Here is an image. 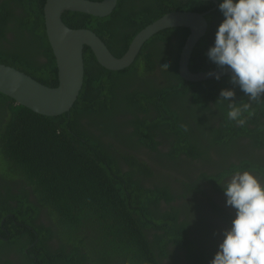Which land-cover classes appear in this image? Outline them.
<instances>
[{"label": "trees", "instance_id": "obj_1", "mask_svg": "<svg viewBox=\"0 0 264 264\" xmlns=\"http://www.w3.org/2000/svg\"><path fill=\"white\" fill-rule=\"evenodd\" d=\"M193 1L201 3L202 8L207 6L202 0ZM31 2H34L38 25H25L23 28L30 31V35L26 38L18 33L15 48L5 46L3 40H0V62L17 67L46 84L55 85L57 69L43 25V0H25V4ZM124 3L125 0H118L114 11L105 17L69 11L64 13L63 19L73 28L93 29L105 40L110 50L120 56L132 39L129 36L135 35L163 14L179 9L176 5L168 8L155 5L157 8H153L150 13L142 14L134 11L131 6L127 7L125 12L120 11ZM196 9L204 11L201 8L192 10ZM219 12L218 9L216 14ZM75 16L78 18H73ZM125 18L127 21L139 23L120 25L117 22ZM209 23V34L215 37L218 26L213 24V21L209 20ZM169 30L188 32V29L178 27L158 32L145 43L135 63L124 70H110L101 66L91 49L86 47L84 84L69 112L56 116L43 115L17 104L14 99L0 92V196H4V188L6 193L9 191L8 199L19 197L20 193L12 191L11 183L18 184L17 180L23 179L33 185L40 202L52 210L48 211V215L52 217L56 230L44 223L37 224L33 221L37 218V213L29 220L41 235L38 244L42 248L38 254L41 258L40 264H159L158 254L153 253V246L160 245L163 249L168 235L173 240L183 239L184 223L187 222L179 224L177 212L171 211L174 207L166 211L161 210L158 202L160 189L142 185V175L147 172V168H143V171L136 170L138 165L135 157H125L128 169L121 168L120 158L116 153L117 147L109 139L115 128H121L113 122L116 114L112 115L113 110L129 111V108L136 106L131 112L139 111V106L146 101L157 103L163 102L164 96L182 95L183 91L178 87L185 86L189 90L194 88L196 92L193 91V99L198 101L201 100L197 92L205 87L211 88L213 93L222 87H234L230 76H224L220 80L188 82V87L179 72L174 69V82L170 79L165 85L153 87L151 92L140 91L138 88L131 90L132 84L128 81L145 72L141 61L145 49L149 48V44L154 40H163ZM21 37L25 39L22 40ZM121 37L128 38L124 50L120 48ZM1 38L5 39L3 25H0ZM123 43L125 45V41ZM206 43L201 41L198 44L196 56L199 54V58L196 62H193L192 58L190 62L193 67L205 59L211 62L207 56L208 51L204 59L200 57ZM39 53L47 58L45 66L35 58ZM49 64H52V69H56V72L52 71L53 76L46 71V68H50ZM43 66L45 71L42 70ZM118 88L124 90L121 100L116 95ZM159 94L160 99L157 97ZM242 103L247 104L249 100L243 99ZM253 106L244 113L246 123L239 126L240 132L235 130L234 124L228 122L223 123L220 131L225 132V137L231 138L241 133L254 139L255 146L264 148V103L261 105L262 116L257 118L255 114L258 104ZM251 116L254 118L251 119ZM140 118L134 123L133 133L139 136L141 142L150 146L152 142H148L149 121ZM85 119H88L90 124L87 122L89 127L84 128ZM99 123L102 124L100 130L109 139L108 143L96 137ZM253 159L244 158L242 165L234 164L233 167L256 169L264 176V160L256 156ZM85 184L86 187H80ZM25 205L34 206L27 200ZM89 207L92 208V215L86 222V227L88 226L92 235L82 238L77 231L81 230L83 225L77 226V223L81 213ZM6 208L14 210L11 203L7 204ZM35 210L39 212L38 208ZM151 228L158 231L152 243L147 236ZM163 231H166L165 235ZM57 236L59 248L47 242ZM27 240L23 246L33 241L32 237ZM67 245L71 246L70 252ZM115 250H118L116 257L112 255ZM28 259L31 264H37L36 260Z\"/></svg>", "mask_w": 264, "mask_h": 264}, {"label": "flooded vegetation", "instance_id": "obj_2", "mask_svg": "<svg viewBox=\"0 0 264 264\" xmlns=\"http://www.w3.org/2000/svg\"><path fill=\"white\" fill-rule=\"evenodd\" d=\"M202 1L204 5H207L204 6L205 8L200 7L202 4L195 3L193 0H125L120 11L125 12L126 8L131 6L138 13H150L153 8H157L155 5H161L163 8L176 5L179 7L177 10L203 9L204 11L201 12H206L208 25L206 33L198 41L191 55L193 62H196L199 58V54L196 56L198 44L201 41L207 42L200 55L203 59L208 49L214 44L215 37H211L209 34L211 32L209 20L219 26L224 18L223 15L219 14L221 12L216 14L220 0ZM45 3L46 0H43V18ZM33 5L34 2L25 4V0H0V25H3L5 36V39L1 38L0 40H3L5 46L15 48L18 33L26 38L30 35V31L23 27L25 25H38V16L35 14ZM142 6L143 8H141ZM194 11H199V9ZM73 18H78V16ZM117 22L120 25H137L139 23L138 21H127V18ZM43 25L45 26V18ZM178 28L188 29L186 27ZM189 34V29L188 32L169 30L163 40L157 39L150 43L149 48L145 49V54L141 56L145 72L128 81L132 84L130 89L138 88L140 91L151 92L153 87L165 85L170 79L174 82V69L180 74L179 61ZM133 35L129 37L133 39L135 36ZM127 37H121L120 48L123 50L128 41ZM21 38L22 40L25 39ZM123 41H125V45ZM129 45L130 43L128 47ZM193 53H195L194 56ZM35 58L45 66L46 57L39 53ZM44 66L42 70L45 71ZM49 66L50 68H46V71L50 76H53L52 71L56 72L57 63L56 69H52V64ZM189 67L192 71L217 68L206 59L198 63L196 67H193L192 64H189ZM56 74L58 80V70ZM183 79L188 87V82H194ZM222 88L214 93L208 87L201 89L197 95L202 102L193 99V94L196 92L194 88L189 90L184 86L178 87L179 90L183 91L182 95L164 96L163 102L146 101L139 106L141 108L139 111L131 112V109L137 108L136 106L129 108V111L120 110L117 112L113 110L112 115L116 113L113 122L121 128H115L109 139L117 147L116 153L120 158L121 168L128 169L125 157H135L138 165L135 167L136 170L143 171V168H147V172L142 175V185L146 188L158 187L160 189L161 196L158 202L161 210L166 211V209L174 207L171 211L177 212L179 224L184 223V221L187 222V224L184 223L183 239L173 240L168 235L163 249L160 245L153 246V253L158 254L159 264H210L223 238V231L231 226V220L235 215V210L226 206V197L222 186L238 171H249L256 175L261 183H264V176L259 170L233 167L234 164L242 165L244 158L253 159L256 156L258 159L264 160V148L255 146L254 139L241 133L231 138L225 137V132L220 131L225 122L234 124L235 130L239 131V125L227 118L228 102L218 101ZM231 88L236 91L235 100L239 105L243 104V99L249 100L238 86L234 85ZM116 90V95L121 100L124 90L121 91L119 88ZM157 97L160 99L161 95L159 94ZM262 102L264 103V98L259 103L251 102V107L258 104L255 118L262 116ZM139 117L149 121L147 125L150 133L148 142H152L150 146L141 142L139 136L133 133L135 130L134 123ZM100 118L102 117L100 116ZM250 118L253 119L254 117L251 116ZM87 122L89 123V120L85 119L84 128L89 127ZM98 125L96 137L108 143L109 139L106 134L100 130L102 124L99 123ZM177 141L179 142L176 144ZM17 181L18 184L11 183V189L15 193H20L19 197L8 199L9 191L6 193L4 188H2L4 196H0V264H31L28 258H32L36 260L37 264H40L41 258L38 254L42 248L38 244L41 235L35 226L29 223V220L30 217L34 218L33 215L37 213V218L33 221L37 224L44 223L56 230L52 217L48 215V211L52 210L40 202L31 183H27L23 179ZM167 197L171 198L164 199ZM25 200L37 207L26 206ZM9 203L13 204V211L6 208ZM37 208L39 212H36L35 209ZM82 227H80L81 230L77 231L79 236L83 238L92 235L88 226L83 225ZM149 230L147 236L152 243L158 231L155 228ZM162 233L165 235L166 231ZM28 237H32V243L23 246L25 241H28ZM47 242L49 245L59 248L58 236L52 240H47ZM67 249L70 252L71 246L67 245Z\"/></svg>", "mask_w": 264, "mask_h": 264}, {"label": "water", "instance_id": "obj_3", "mask_svg": "<svg viewBox=\"0 0 264 264\" xmlns=\"http://www.w3.org/2000/svg\"><path fill=\"white\" fill-rule=\"evenodd\" d=\"M117 4L118 0H46L45 29L57 63V83L46 84L17 67L0 62V92L14 99L17 104L43 115L56 116L69 112L84 84L86 47L91 49L96 60L105 68L123 70L134 63L148 39L173 27L190 30L179 61L183 78L194 82L215 79L214 75H209L210 72H221V77L230 76V72L219 68L192 71L189 67L192 52L207 30L206 12L172 10L163 14L143 27L121 56L115 55L93 29L73 28L63 20L66 11L105 17L114 11Z\"/></svg>", "mask_w": 264, "mask_h": 264}, {"label": "clouds", "instance_id": "obj_4", "mask_svg": "<svg viewBox=\"0 0 264 264\" xmlns=\"http://www.w3.org/2000/svg\"><path fill=\"white\" fill-rule=\"evenodd\" d=\"M218 7L224 18L207 56L249 98L239 105L234 88H222L218 98L228 102L227 118L244 126L251 102L264 98V0H220ZM209 75L220 80L222 73ZM222 187L235 215L210 264H264V183L238 171Z\"/></svg>", "mask_w": 264, "mask_h": 264}, {"label": "rangeland", "instance_id": "obj_5", "mask_svg": "<svg viewBox=\"0 0 264 264\" xmlns=\"http://www.w3.org/2000/svg\"><path fill=\"white\" fill-rule=\"evenodd\" d=\"M80 187H86V184L84 186H80ZM91 209H92L91 207L84 209V211L81 213V215L78 219L77 226L86 225V222L90 219V217L92 215ZM112 255H114V257L118 256V250H115L112 253Z\"/></svg>", "mask_w": 264, "mask_h": 264}]
</instances>
